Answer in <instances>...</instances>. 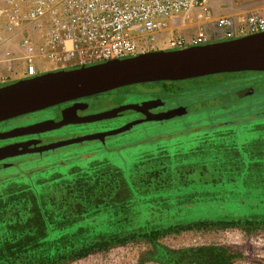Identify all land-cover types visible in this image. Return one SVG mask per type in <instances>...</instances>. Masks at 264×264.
I'll list each match as a JSON object with an SVG mask.
<instances>
[{"label": "trees", "instance_id": "trees-1", "mask_svg": "<svg viewBox=\"0 0 264 264\" xmlns=\"http://www.w3.org/2000/svg\"><path fill=\"white\" fill-rule=\"evenodd\" d=\"M220 80L222 78H216V83ZM228 116L233 120H227ZM258 122L256 114L243 107L232 111L215 108L213 104L204 107L191 122L203 133L187 136L192 144L186 145L188 147L182 151L176 147L175 151H180V154L158 156L156 160L136 164L131 194L124 189L120 171L108 167L72 179H54L37 185L23 184L0 191V264H71L95 253L141 242L150 246L145 253L148 262L238 264L243 261V255L224 245L172 249L162 244L161 239L193 231H264V180L258 183L253 179L257 187L255 194L248 197L249 188L241 190L237 187L240 181H245L243 176L230 171L225 172V177L218 170L226 167L238 169L237 165L231 166L229 162L240 163L242 158L238 153L247 141H241L243 143L239 145L228 144L226 148L216 143L217 140L233 136L237 125H251L247 131L264 126V123ZM205 129L210 130L207 132ZM194 137L197 138L193 140ZM262 156H252L251 164L255 165L258 161L264 164ZM183 161L193 163L184 164ZM152 162H172L175 173L171 174L169 164L156 165V168L146 170L144 174L139 173L142 165ZM238 166H242L241 163ZM203 167L209 169L207 177L189 176L191 170ZM167 189L184 195L210 194L213 198H208V201L216 202L219 213L227 198L241 204L247 203L246 206L255 203L260 206L257 209L260 217L225 218L227 216L223 215L216 220L159 226L136 222L139 216L135 208V193L140 192L145 196V192L161 194ZM227 190L236 196L223 197L228 195ZM144 205L147 206L146 203Z\"/></svg>", "mask_w": 264, "mask_h": 264}, {"label": "rangeland", "instance_id": "rangeland-1", "mask_svg": "<svg viewBox=\"0 0 264 264\" xmlns=\"http://www.w3.org/2000/svg\"><path fill=\"white\" fill-rule=\"evenodd\" d=\"M2 5L3 0H0V6ZM218 5L220 6L218 10L222 9L224 14L264 15V0H222V2L218 1ZM218 78H222L221 82L223 85L217 94L216 90L214 91L217 98L215 99L216 107H225L222 109H229L231 111L243 107L247 111L254 112L257 120L259 119L258 124H263L264 97L262 94L264 95V72L249 75L228 74ZM0 85L5 86L4 84ZM245 86L254 88L255 92L253 96L248 97L241 94V89ZM171 87L167 83H149L119 88L98 96L94 101L93 108L106 109L124 103L140 102L141 100L154 98L163 99L169 106L174 103L190 105L192 100L190 101L188 97H192L195 100L196 96L193 93L174 92L171 94L167 92V89H172ZM186 87L189 88L192 85L187 84ZM181 94H184L186 97H181ZM211 95H213L212 92ZM211 95H207L206 99H212L213 96ZM190 108L193 110V114H197L198 110H200V108L194 105H190ZM45 113L44 111L41 114ZM193 114L185 118L167 121L162 125L157 122L139 124L127 132L109 137L105 144L95 141L85 142L58 149L54 153L38 155L32 161L24 159L19 163L18 167L0 170V191L8 187L22 186L23 184L37 185L41 182L54 179H72L87 175L89 172L98 171L99 168L108 167L109 169L120 171L124 189L131 194L133 190L131 186L133 187L135 183L134 172L136 171V164L156 160L158 156L180 154V151H175L176 147L182 151V149L188 147L186 145L192 144L189 143V139L185 136L172 139H161V136L168 135L172 129L189 122L193 118ZM228 117L227 120H233V117ZM136 119L134 112H126L124 116L116 119L66 126L53 133L55 134V138H76L115 130ZM251 127V125H237L234 127L235 133L233 136L221 140H217L216 137V143H221L223 148H226L228 144L239 145L247 141L245 146L241 148L242 151L238 153V156L242 158L240 160L242 166H238L240 165L238 161H231L229 165H237L238 169L226 167L225 169L220 168L218 170L225 177H227L225 172L230 171L238 174V176H243L242 179L245 181H240L237 187L241 190L249 188L250 192L246 194L248 197L255 194V188L257 187L253 179L255 178L258 183L264 180V167L262 168L261 166L264 164L258 163V161L255 165L261 167H255L250 162L251 157L254 155L257 156L259 154L264 156V126L258 125L261 128H252L251 131H247ZM196 138L194 137L193 140ZM263 156L262 158L264 159ZM183 163L193 162L183 161ZM168 164L170 165L169 171L171 174H174L176 169L172 162L159 164L157 162L146 163L142 165L139 173L144 174L146 170ZM218 170L217 173H219ZM208 173L209 169L203 167L191 170L189 176L191 178L195 177V175L207 177ZM246 177H248V180H246ZM257 189L262 190V188ZM199 192L201 191L199 190ZM227 192L228 195L223 197L236 196L230 190H227ZM145 193L146 195L144 196L143 193L136 192L134 196L136 213L139 216L136 222L150 226H159L167 223H186L195 220H216L219 216L224 217L223 215L227 216L225 218L260 217L257 212L260 206L255 203L246 206L247 203L241 204L239 201H230L227 198L228 200L225 202V205H222L221 213H219L220 210L216 206V202L212 203L208 201V198L209 200L213 198L210 194L189 193L184 195L181 192L174 193L168 189L161 194ZM240 196L238 195V197ZM161 243L172 249L202 245H224L243 255V261H240L238 264H264V231L252 233H246L239 229L193 231L163 238L161 239ZM149 249L150 246L146 243H131L106 252L92 254L85 259L71 264H157L146 261L145 253Z\"/></svg>", "mask_w": 264, "mask_h": 264}, {"label": "built area", "instance_id": "built-area-1", "mask_svg": "<svg viewBox=\"0 0 264 264\" xmlns=\"http://www.w3.org/2000/svg\"><path fill=\"white\" fill-rule=\"evenodd\" d=\"M215 0H3L0 84L264 33Z\"/></svg>", "mask_w": 264, "mask_h": 264}, {"label": "water", "instance_id": "water-1", "mask_svg": "<svg viewBox=\"0 0 264 264\" xmlns=\"http://www.w3.org/2000/svg\"><path fill=\"white\" fill-rule=\"evenodd\" d=\"M264 72V33L255 34L207 46L192 47L182 51H159L124 60H113L75 70L50 72L35 78L19 80L0 87V122L39 112L59 104L96 96L119 88L158 82H178L198 77L226 73ZM254 88L242 91L244 96L254 94ZM159 101L128 104L118 108L78 118L50 121L37 125L41 132L60 129L69 124H87L117 117L133 110L145 116L125 126L101 133L55 142L35 148L29 144L12 145L0 149V160L30 153H43L84 142L100 141L129 131L134 126L148 122H161L187 113L180 107L165 113L154 114ZM8 165H0V170Z\"/></svg>", "mask_w": 264, "mask_h": 264}, {"label": "flooded vegetation", "instance_id": "flooded-vegetation-1", "mask_svg": "<svg viewBox=\"0 0 264 264\" xmlns=\"http://www.w3.org/2000/svg\"><path fill=\"white\" fill-rule=\"evenodd\" d=\"M260 73L261 72L226 73V74H221L220 76L228 75V74L249 75V74H260ZM220 76L219 75H210V76L198 77V78L190 79V80L173 82L174 84H170L171 82H158L157 84H159V83L170 84V86H172L171 87L172 89H167V92H169L171 94H173L174 92H181L184 94L185 93L195 94V96H196L195 100L192 97H188V99H190V101L192 100L190 102V105H194L197 108H200V110H202L204 107H207V106L212 105V104L216 108V103H215V99H217L216 94L223 85V83L221 82L222 80H220L219 83H216V78H218ZM17 81H19V80H15V81L3 83V84L6 86V85H9L11 83H15ZM187 84L192 85V87H189V88L186 87ZM0 87H3V85H0ZM249 87L250 86L243 87L241 89V94L244 95L242 93V91L249 88ZM215 90H216V94L214 92ZM211 92L213 93V95H211ZM107 93H109V92H107ZM107 93H103V94H107ZM184 94H181V97H186ZM100 95L101 94L96 95V96H92V97L68 101V102L59 104L57 106H54V107H51V108H48V109H45V110H42L39 112L19 116V117L13 118V119H9V120L0 122V149H3V148L8 147V146H12V145H20V144H29L30 148H35L38 146H43V145H47V144H51V143H55V142L68 140V139H63V138H58V137L55 138V136H54L55 134L53 132L58 130V129H53V130L41 132L42 129L37 127V125L47 123L50 121H54L56 123H59L64 119V115L67 116V120L75 121L78 118L88 117L91 115L106 112V111L118 108L120 106H123V105L143 104V103L155 102V101H159V105L156 108L151 109V112L154 114L165 113V112H168L170 110L177 109L180 107H184L187 110V113L182 115V116L175 117V118L169 119V120H164L161 122H157V123H160L161 125L165 124V122H167V121L174 120L176 118H182V117L185 118V117H188L191 114H193V110L190 108V105H188V104L174 103V104L169 106L167 102H165L163 99H160V98L146 99V100H141L140 102L137 101V102H133V103H124V104H120L117 106L108 107L106 109H95V108H93L94 101ZM207 95H211V96H213V98L212 99H206ZM253 95H251V96H253ZM222 108H225V107H222ZM200 110H198V111H200ZM44 111L46 113L41 114ZM126 112H134V114L136 115V118H137L136 120L145 118V116L143 114L136 112V111H133V110H129V111H124V112L120 113L117 117L112 118V119L122 117L125 115ZM192 116H193V118L189 122L184 123V124L174 128V129H172V131L169 132L168 135L167 134L162 135L161 139H172V138H176L179 136L187 137V136L192 135V134L193 135L202 134L203 133V131H201L202 129L199 130L198 126H193L191 123L194 120V118L197 116V114L194 113ZM71 125H76V124H69L66 126H71ZM66 126H64V127H66ZM64 127H62V128H64ZM205 130H207V132H208L210 129H205ZM109 131H111V130H109ZM108 138L109 137H107L106 140ZM69 139H71V138H69ZM106 140H105V142H106ZM95 142H100V141H95ZM81 144H83V143H81ZM58 149H61V148H58ZM58 149L43 152V153H30V154H26V155H22V156L6 158L4 160H0V165H8L7 168H10V167L15 168V167H18L19 163L21 161H23L24 159H28V160L32 161V160H35V158L38 155H43L44 153H46V154L47 153H54Z\"/></svg>", "mask_w": 264, "mask_h": 264}, {"label": "crops", "instance_id": "crops-1", "mask_svg": "<svg viewBox=\"0 0 264 264\" xmlns=\"http://www.w3.org/2000/svg\"><path fill=\"white\" fill-rule=\"evenodd\" d=\"M218 1L220 2H222V0H215V4H214V6H215V9H216V5L218 6V7H220L219 5H218ZM222 10V9H221Z\"/></svg>", "mask_w": 264, "mask_h": 264}]
</instances>
